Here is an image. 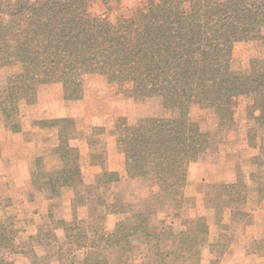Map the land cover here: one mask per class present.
<instances>
[{
  "label": "trees",
  "instance_id": "trees-1",
  "mask_svg": "<svg viewBox=\"0 0 264 264\" xmlns=\"http://www.w3.org/2000/svg\"><path fill=\"white\" fill-rule=\"evenodd\" d=\"M114 1L0 0V68H21L10 79L9 97L32 105L41 85L61 84L65 100L79 101L85 76L97 74L109 84L127 86L133 99L159 98L170 116L136 125L121 118L116 142L129 177L153 178L161 197L181 202L191 163L218 147L215 140L233 121L238 101L248 100V122L257 132L264 130V0H145L116 20L90 14L93 4L102 2L109 10ZM240 46L255 53L241 65L234 59ZM195 104L205 112L202 123L191 119ZM69 122L50 123L58 128L54 153L66 162L76 153L61 129ZM80 173L76 167L73 175ZM118 180L114 172L101 175L105 185ZM216 190L228 207L246 203L244 182ZM116 208L121 212L125 206L108 204L106 213H118ZM147 217L140 213L136 223L133 217L122 220L110 233L88 235L76 227V239L65 227L66 242L72 253L81 254V264H111V249L130 246L146 234ZM194 230L186 238L201 244L199 227ZM12 245L8 228L0 225V252ZM170 254L157 264H173ZM0 264L15 262L2 257Z\"/></svg>",
  "mask_w": 264,
  "mask_h": 264
},
{
  "label": "rangeland",
  "instance_id": "rangeland-1",
  "mask_svg": "<svg viewBox=\"0 0 264 264\" xmlns=\"http://www.w3.org/2000/svg\"><path fill=\"white\" fill-rule=\"evenodd\" d=\"M144 4L145 0H115L108 10L97 2L90 14L116 20ZM254 57V51L243 46L234 52L239 65ZM20 72L16 66L0 68V225L13 239L0 259L15 264H81V254L72 253L66 242L65 227L72 228L69 235L75 239L76 227L88 235L110 233L118 222L133 217L136 223L134 218L143 213L150 221L148 229L142 228L146 234L133 238L130 246L111 249V264H157L167 252L173 264H264V130L257 132L248 122L247 99L238 101L233 121L215 140L218 147L191 163L185 199L177 202L160 196L155 179L129 177L116 142L115 126L121 118L136 125L170 116L159 98L133 99L127 86L91 74L85 76L81 100L67 101L61 84H47L38 88L37 101L29 105L9 97L10 79ZM61 119L70 121L61 129L76 151L69 152L68 162L54 153L58 128L50 123ZM191 119H206L198 104ZM76 167L81 173L74 177ZM105 171L118 174L119 180L101 183ZM239 181L247 187L246 203L228 207L218 199L216 188ZM108 204L125 208L107 214ZM198 227L203 240L197 245L186 237L196 234Z\"/></svg>",
  "mask_w": 264,
  "mask_h": 264
},
{
  "label": "crops",
  "instance_id": "crops-1",
  "mask_svg": "<svg viewBox=\"0 0 264 264\" xmlns=\"http://www.w3.org/2000/svg\"><path fill=\"white\" fill-rule=\"evenodd\" d=\"M2 125H3V123H2V121H0V127H1V128L3 127ZM1 130H2V129H1Z\"/></svg>",
  "mask_w": 264,
  "mask_h": 264
}]
</instances>
